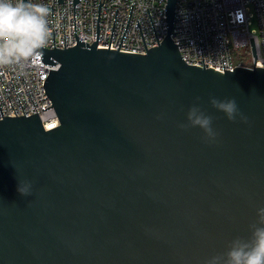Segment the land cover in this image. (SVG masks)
Here are the masks:
<instances>
[{
  "label": "water",
  "instance_id": "1",
  "mask_svg": "<svg viewBox=\"0 0 264 264\" xmlns=\"http://www.w3.org/2000/svg\"><path fill=\"white\" fill-rule=\"evenodd\" d=\"M176 3L158 47L138 21L146 54L98 48L101 2L97 42L42 49L60 125L46 131L38 113L0 121V264H206L250 235L264 207V68L187 64L171 39ZM212 97L234 99L246 122ZM194 104L214 142L179 128Z\"/></svg>",
  "mask_w": 264,
  "mask_h": 264
},
{
  "label": "built area",
  "instance_id": "2",
  "mask_svg": "<svg viewBox=\"0 0 264 264\" xmlns=\"http://www.w3.org/2000/svg\"><path fill=\"white\" fill-rule=\"evenodd\" d=\"M30 2L43 4L49 10L50 35L43 48H73L77 46V37L89 46L97 42L100 2L103 5L98 48H120V51L146 54L141 30L148 51L158 47L168 36L167 0H80L76 5L74 0ZM174 20L178 21L173 23L171 39L175 44H181L177 47L187 64L204 68L205 63V68L212 67L221 72L237 67L264 68V0H177ZM218 36L222 38L217 39ZM250 38L254 40L258 59L253 54ZM241 50H244L243 55ZM55 68L44 64L42 58L35 66L0 67V121L8 116L14 118L25 114L29 117L38 113L46 131L58 127L59 118L44 87L50 70ZM48 107L51 108L43 110Z\"/></svg>",
  "mask_w": 264,
  "mask_h": 264
},
{
  "label": "clouds",
  "instance_id": "3",
  "mask_svg": "<svg viewBox=\"0 0 264 264\" xmlns=\"http://www.w3.org/2000/svg\"><path fill=\"white\" fill-rule=\"evenodd\" d=\"M48 8L43 4H33L30 0H0V67L8 65H33L41 58L42 49L48 41ZM199 100V98H197ZM209 103L223 112L229 121L239 113L234 99L210 98ZM187 123L179 124L181 130L200 128L206 142H214L219 133L213 129L211 116L205 114L198 104L188 109ZM17 191L22 196L31 194V184H18ZM248 237L237 236L228 242L227 251L210 257L206 264H264V207L257 209V221L249 225Z\"/></svg>",
  "mask_w": 264,
  "mask_h": 264
},
{
  "label": "rangeland",
  "instance_id": "4",
  "mask_svg": "<svg viewBox=\"0 0 264 264\" xmlns=\"http://www.w3.org/2000/svg\"><path fill=\"white\" fill-rule=\"evenodd\" d=\"M240 54H242V55H243V54H244V50H241V51H240Z\"/></svg>",
  "mask_w": 264,
  "mask_h": 264
}]
</instances>
